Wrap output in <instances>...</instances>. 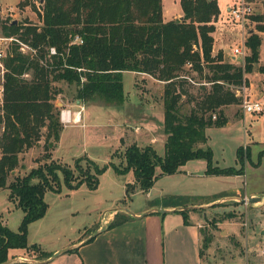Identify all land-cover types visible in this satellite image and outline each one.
I'll use <instances>...</instances> for the list:
<instances>
[{"label": "trees", "instance_id": "16d2710c", "mask_svg": "<svg viewBox=\"0 0 264 264\" xmlns=\"http://www.w3.org/2000/svg\"><path fill=\"white\" fill-rule=\"evenodd\" d=\"M29 4V0H20L18 6ZM181 7L183 19L165 21L163 0H40L41 23L11 21L3 26V34L17 40L3 59L0 188L10 189L9 200L17 203L24 216L17 231L0 220V263L9 260L12 249L29 247L30 224L48 211L47 191L60 193L63 184L70 190L83 184L96 189L99 176L109 167L118 174H134V181L126 184L124 201L132 199L138 190L152 188L158 166L161 175L174 174L188 161L204 159L208 175L245 173L250 154L244 147L237 151L241 164L237 168L215 165L212 148L204 145L208 143L209 127L227 124L224 107L242 103L238 90L248 85L246 74L255 70L260 59L264 9L251 15L256 27L245 41L249 53L238 65L213 53V32L220 14L218 0H181ZM20 42L31 50L23 51ZM51 48L56 53H51ZM258 70L264 73V64ZM125 71L146 73L164 83V154L152 144L131 143L124 146L121 165L101 166L88 156L76 158L74 167L55 160L53 151L64 128L61 107L56 104L62 91L56 83L75 86L74 101L122 106ZM195 74L204 81H196ZM188 81L202 85L205 91L199 98L192 94L198 101L183 113L181 100L188 94ZM41 142L44 152L37 159L38 166L9 182L20 167V155ZM180 212L188 222L189 211ZM129 218L118 213L109 226ZM31 247L40 250L37 244ZM40 252L43 258L52 255Z\"/></svg>", "mask_w": 264, "mask_h": 264}, {"label": "rangeland", "instance_id": "374dc122", "mask_svg": "<svg viewBox=\"0 0 264 264\" xmlns=\"http://www.w3.org/2000/svg\"><path fill=\"white\" fill-rule=\"evenodd\" d=\"M240 1L218 0L220 14L216 22L217 33L224 38L225 50L229 54H232L235 46L246 41L249 35L248 30L255 29L256 22L251 19V15L262 12L264 9L261 0L249 2L252 6V13L247 15L248 20L243 27L233 16L231 18L228 12V6ZM19 2L20 0H0V35H4L3 26L14 20L41 23L40 0H29L30 4L22 7L18 6ZM163 2L168 17H173L181 10L180 0H163ZM12 42L5 43V50L10 48ZM245 51L244 56L238 55L241 64L244 63V58L249 53L247 47H245ZM260 58L264 62V42L261 46ZM195 76L196 81H204L200 75L195 74ZM123 81L126 93L125 101H128L125 104H129L127 116L123 115V112H126L123 107L95 104V107L102 110L100 113L87 114L88 121L91 123L89 131L92 132L88 142L84 140L82 134L80 144L70 147L62 146L56 151L54 150L55 160L74 167L76 158L88 156L101 166L107 163L121 165L124 145L128 143L127 141H131L130 139L121 138V146L117 149H114L116 147L111 144L100 147L94 146V143L99 141L96 140L99 138L101 141L103 139L108 142L112 141L114 129L109 128V125L115 124L116 127L120 124L119 126L123 125L125 129L127 123L130 125L129 122L133 125L141 122L140 125L143 126L146 121L142 122L144 114L141 112L143 109L139 105V97L144 95L146 98L156 101L155 107L150 111V114L156 119L154 131L158 138V143L153 146L159 154H164L165 147L162 142L165 134L164 83L155 81V88H153L148 85L147 79L136 78L130 73L125 74ZM253 81L257 85L262 84L256 77L253 78ZM56 86L62 91V94L58 95L56 99V104L59 107H62L65 98L75 100V86H69L65 82L56 83ZM206 86L210 87V85ZM185 88L188 90V94L182 97L181 111L188 113L198 101L196 98L202 96L205 90L202 85L189 81ZM192 94H195L196 98H192ZM248 94L251 95L250 88H248ZM262 102H264V97ZM231 106V109L228 107L230 109V111L228 110V115L231 118L230 124L222 127H209L207 129L209 139L204 147L212 148L215 165L237 168L241 166L237 151L240 147H244V152L249 153L252 157L251 160L246 159L245 161L244 174L204 175L207 167V162L204 159L190 161L182 167V171L174 173V175H161V169L158 166L157 179L150 189L151 194L148 196L146 191L139 190L132 199L124 201L126 197L123 184L131 179L132 173L118 174L109 167L99 176V184L96 189H91L83 184L79 188L70 190L66 184H63L60 193L52 190L47 191L45 200L49 205L48 211L43 218L30 224L29 247L17 249L14 251L16 255H11L9 259L19 262V256H21L19 254H22L23 257L29 256V259L31 257L42 260L44 258L41 257L40 250L50 252L72 241L87 237L89 231H93L101 224L103 213L106 211L104 217L107 218L109 213L117 207L133 212L132 209H140L150 203L184 206L223 198L214 204L201 205L195 210L196 212L193 211V215L201 218L204 240L208 239L207 243L204 242L203 253L213 241V250L207 255L212 264H264V201L254 203L243 201L248 198L245 195L252 192L258 193L264 199V144L255 142V139H258L257 135L264 132V122L261 119H253L254 114L245 113L242 104H232ZM226 108L224 107V110ZM144 112L146 113L147 109ZM225 114L227 115L226 111ZM244 114L245 116L242 118ZM262 114L264 115V112ZM233 115L237 119H234ZM129 130L130 128L126 131ZM139 138L144 139L145 137ZM42 145L43 142L35 145L29 153L28 149L20 155V167L11 174L9 182L13 181L17 175H25L33 167L38 166L37 159L44 152ZM112 150L114 151L111 154ZM259 155L262 159L260 165L257 166L254 165V162H258ZM82 164L86 166L87 163L82 161ZM9 195V188H0V220L12 230L17 231L24 212L15 201L9 200ZM232 195H236V197L229 198ZM222 231L226 232L222 234ZM33 244L39 245L40 250L32 248Z\"/></svg>", "mask_w": 264, "mask_h": 264}, {"label": "crops", "instance_id": "0c3cea01", "mask_svg": "<svg viewBox=\"0 0 264 264\" xmlns=\"http://www.w3.org/2000/svg\"><path fill=\"white\" fill-rule=\"evenodd\" d=\"M181 1V0H180ZM181 4V3H180ZM233 5L228 6V12L230 13V8ZM163 16L165 21L181 19L184 16L183 9L178 11L176 15L173 17H168L166 15V11L164 10V2H163ZM231 18L232 15L230 14ZM218 20V19H217ZM217 21H215V31L213 32L214 36V46L213 53L215 55L222 54L223 59L225 61L233 62L235 64L241 65V60L237 54L234 53V49L232 54H229L225 50L224 38L220 37L217 33ZM249 33L252 32V29L248 30ZM262 36V44L264 42V32L260 33ZM245 41V40H244ZM241 44V43H240ZM239 44V45H240ZM238 45V46H239ZM262 46V45H261ZM260 57H261V47H260ZM264 64V62L259 59V63L255 65V70L251 73L246 74V78L248 79V85L246 86V94L251 99H258L262 101L264 97V73H261L258 70L260 65ZM130 73L135 75V77H140L142 79H147L148 85L150 87L155 88L154 82H161L160 80L152 77L146 73H139L134 71H125L123 74V79L125 74ZM256 77L262 84H256L253 81V78ZM151 79V80H150ZM248 88L251 89V95L248 94ZM125 89V88H124ZM126 94V93H125ZM139 105L143 109L141 112L144 114V118L142 122L144 125H140V123H128L125 125L124 129L123 125L115 124L109 125V128H113L114 132L112 133L113 139L111 142L105 141L101 138L96 139L99 141H95L94 146L98 145L100 147L111 144V146L116 147L114 149L120 148L121 146V138L125 137L126 140L130 139L131 141H127V144H131L132 142L138 143L142 146L152 144L155 145L158 143V138L155 134L154 129L156 128V119L150 114L152 108H154V104L156 101H152V99L146 98V96L139 97ZM128 101L126 100L125 103ZM124 103L122 106L125 108L126 112H123V115L128 114L127 106ZM232 105V104H231ZM226 106L225 109L228 117V122L226 125L230 124V115L228 112L230 111V106ZM94 103H82L77 100L74 101L70 98H65V101L62 104L61 110L66 109L70 110L72 117L77 114L75 122L65 123L63 131L61 133V138L55 151L62 146H73L74 144H80V139L82 134L84 140H87L89 136L92 134L89 131L91 127V123H89L87 114L91 113H100V108L95 107ZM230 109H229V108ZM232 107V106H231ZM147 109L145 113L144 110ZM229 110V111H228ZM232 114V112H231ZM235 115V114H234ZM233 115V117H234ZM245 114L242 116L244 118ZM234 119H237L234 117ZM253 119L262 120L264 122V115H254ZM127 120L129 118L127 117ZM154 120V122H153ZM129 131H126L129 129ZM251 133L250 129H248ZM128 133V134H127ZM130 136V138H129ZM145 137L141 139L139 137ZM258 139H255V142L258 144H264V132L262 131L257 135ZM255 138V136H253ZM114 140H116L114 142ZM145 140V141H144ZM166 134L163 135L162 142L165 145ZM257 140V141H256ZM125 146V145H124ZM34 148H30L28 153ZM114 150L110 151L111 154ZM251 156V155H250ZM54 157V155H53ZM55 158V157H54ZM252 157H248L247 159L251 160ZM59 159V158H58ZM260 155L258 162H254V165H260L261 163ZM197 160V159H194ZM192 161V160H190ZM188 161L187 163H189ZM68 163V162H67ZM183 165L182 167L186 166ZM182 167L180 171H182ZM207 168V167H206ZM179 171V172H180ZM206 171V170H205ZM177 172V173H179ZM132 173V177L130 180H127L123 186L125 189V197H126V184L134 181V174ZM127 173V174H129ZM176 174V173H175ZM174 175V174H173ZM204 175H208L204 172ZM213 176V175H212ZM139 191V190H138ZM146 194L149 196L151 194L150 190L146 191ZM236 195H232L229 198H234ZM245 197H260L258 193L252 192L250 194H246ZM223 199V198H221ZM219 199H215L213 201H207L200 204H189V205H173V204H165V203H150L145 207L140 209H132V213H130L126 208L117 207L114 208L112 212L109 213L108 217H104L106 211L103 213V217L101 220V224L94 229L93 231H89L87 237H83L76 241H72L62 247H59L53 251H47L52 255L57 251L72 247L71 250L60 254L52 260H49L50 257L44 258L42 260H38L35 258L29 259L28 257H23L22 254H19V262L33 263V264H212L208 259V253L213 250V241L208 249L204 250V237L202 232L201 218L197 215H193V211L196 212L198 207L201 205H210L214 204V202L220 201ZM244 201V200H243ZM260 201H264L263 197H261ZM127 206V205H124ZM158 210H168L167 212H161ZM181 210H188V222L185 221L183 214L180 212ZM150 211L145 216H141L145 212ZM125 213L130 216V218L113 227H110V223L115 218L116 214ZM32 224V223H31ZM103 226H106V229L101 230ZM30 227V226H29ZM99 231L98 234L91 237L95 232ZM226 231H222V234ZM91 237L90 239H88ZM215 239V238H214ZM213 239V240H214ZM215 248V247H214ZM17 249H12L10 251L11 255H16L14 251ZM13 251V252H12ZM18 262V261H15ZM14 263V262H13Z\"/></svg>", "mask_w": 264, "mask_h": 264}, {"label": "built area", "instance_id": "2783aa9c", "mask_svg": "<svg viewBox=\"0 0 264 264\" xmlns=\"http://www.w3.org/2000/svg\"><path fill=\"white\" fill-rule=\"evenodd\" d=\"M252 13V6L247 0H241L240 2L235 3L231 8H230V14L233 16V18L237 21H239L242 26L244 27L246 21L248 20L247 15ZM14 37H8L5 35H0V107L3 106L4 104V94H5V87H4V74L6 71L3 59L8 51L5 50V43H10L12 41H15ZM21 49L23 51L31 50V48L24 44L21 43ZM245 41L243 44H240L239 46L235 47L234 53L239 54L240 56H244L246 51H245ZM9 48V45H8ZM51 53H56L55 48H51ZM26 77H28V74H25ZM246 86L243 85L240 87L238 90V95L242 97V107L244 109L245 113H251L254 115H261L264 112V102L258 99H251L247 96L246 94ZM78 117L77 114H75L73 117L71 115L70 110L62 109L61 110V119L65 123H70V122H75L76 118ZM213 118H216V115H213ZM264 253V250H263Z\"/></svg>", "mask_w": 264, "mask_h": 264}, {"label": "water", "instance_id": "95a60500", "mask_svg": "<svg viewBox=\"0 0 264 264\" xmlns=\"http://www.w3.org/2000/svg\"><path fill=\"white\" fill-rule=\"evenodd\" d=\"M184 17H181V19H183ZM14 22H17V20H14ZM253 31V30H252ZM261 200V197H249V198H247V199H244V201H248L249 203H254V202H257V201H260ZM158 211H161V212H167L168 210H158ZM130 213H132L131 211H129ZM150 211H147V212H145L144 214H142L141 216H145L146 214H148ZM133 214V213H132ZM104 229H106V226H103L102 228H101V230H104ZM99 233V231H96L91 237H93L94 235H96V234H98ZM91 237H89L88 239H90ZM72 249V247H67V248H64V249H61V250H59V251H57L56 253H54L51 257H50V259L49 260H52V259H54L55 257H57V256H59L60 254H62V253H65V252H67V251H69V250H71ZM13 262H15V259H9V260H7V261H5V262H3V263H0V264H11V263H13Z\"/></svg>", "mask_w": 264, "mask_h": 264}]
</instances>
